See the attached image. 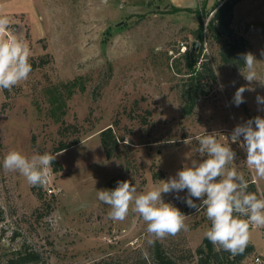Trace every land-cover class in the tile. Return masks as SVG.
Segmentation results:
<instances>
[{"label": "rangeland", "instance_id": "374dc122", "mask_svg": "<svg viewBox=\"0 0 264 264\" xmlns=\"http://www.w3.org/2000/svg\"><path fill=\"white\" fill-rule=\"evenodd\" d=\"M221 1L0 0L11 34L28 44L36 64L27 81L0 90L1 263L26 250L38 256L32 264H154L159 245L176 263L198 264L210 227L204 208L196 212L176 193L162 194L187 215L189 230L156 239L139 214L130 209L124 221H113L110 207L97 198V190L124 180L138 193L147 191L193 160L202 162L207 157L197 151L198 143H185L196 135L215 132L225 144L228 137L236 153L230 167L244 175L249 192L263 196L264 179L254 177L246 152L230 137L238 124L264 118L256 100L264 97V85L244 79V64L235 69L222 61L231 39L217 40L207 27ZM230 27L246 53L254 54L264 81V0L238 2ZM203 61L216 81L203 80L207 94L187 114L181 92ZM241 86L250 90L236 106ZM109 127L119 147L108 159L101 133ZM61 144L67 148L56 151ZM11 150L28 157L59 154L49 179L56 193L6 171L3 159ZM250 232L248 247L257 248L246 256L220 250L227 263L248 264L264 253V227Z\"/></svg>", "mask_w": 264, "mask_h": 264}, {"label": "clouds", "instance_id": "9594fccd", "mask_svg": "<svg viewBox=\"0 0 264 264\" xmlns=\"http://www.w3.org/2000/svg\"><path fill=\"white\" fill-rule=\"evenodd\" d=\"M261 54L264 55V52ZM30 55L28 44L11 34L8 16L0 14V90L11 91L28 80L33 70ZM241 58L244 67L240 69V74L244 79L249 84L258 81L264 85L256 71L254 54L247 52L241 54ZM246 90L250 89L241 86L236 90L233 97L236 106L244 102L243 93ZM256 100L258 105L264 106V97L257 96ZM225 139L228 143H221L215 132L189 137L185 143L191 144L195 140L199 146L197 151L207 158L202 162L193 160L191 165H184L178 170L174 177L160 180L147 191L138 193L137 187L128 180L118 181L114 189L97 190L98 200L110 207L108 218L124 221L131 209L146 223L147 233L156 239L186 232L189 230L185 222L187 215L162 197V194L176 193L175 198L188 208L196 212L201 208L206 210L210 227L203 235L218 251L223 250L233 256L244 253L251 239L250 228L264 227V196L249 192V183L244 175L235 167H230L236 153L230 146L229 138ZM230 141L239 143L244 149L245 163L254 177L264 179V118L256 116L238 124L231 133ZM57 155L45 152L28 157L20 151L11 150L4 156L3 168L18 172L31 186L43 187L49 182ZM184 190H187V195L179 196Z\"/></svg>", "mask_w": 264, "mask_h": 264}, {"label": "trees", "instance_id": "16d2710c", "mask_svg": "<svg viewBox=\"0 0 264 264\" xmlns=\"http://www.w3.org/2000/svg\"><path fill=\"white\" fill-rule=\"evenodd\" d=\"M240 1L241 0H223L218 3L207 26L209 33L217 40H220L223 36L231 39V42L221 52V59L225 64L235 69L240 68L244 64L241 54L246 53L245 42L242 37H237L230 27L233 9ZM30 63L32 64V68L35 69L36 64L31 61ZM205 78H209L211 81H216L215 72L208 61H203L196 77L191 79L186 86L184 85L181 94L184 101L183 110L185 113H192L198 104L199 97L207 94L205 83H203ZM101 140L106 152V157L108 159L112 158L117 153L119 147V140L115 137L112 127L107 128L101 133ZM66 148L67 145L61 144L56 148V151L59 152ZM56 164L58 163L54 161L53 165ZM250 188L252 191H255V185L253 183L250 185ZM204 244L206 246L205 249L202 247L198 249V264H234L233 260L230 263H227V261L220 256V252L217 251L216 247L207 239ZM253 250L254 247L250 245L244 251V256L248 255V253H251ZM33 262H38V256L34 253L23 250L17 251L12 257L8 258L4 263L0 262V264H32ZM153 262L154 264H180L176 263L172 258L166 255L159 245L155 249ZM102 264L113 263L103 262Z\"/></svg>", "mask_w": 264, "mask_h": 264}, {"label": "built area", "instance_id": "2783aa9c", "mask_svg": "<svg viewBox=\"0 0 264 264\" xmlns=\"http://www.w3.org/2000/svg\"><path fill=\"white\" fill-rule=\"evenodd\" d=\"M43 187L47 190L49 195L56 193V191L50 187L49 182ZM258 262L259 264H264V253L254 254L248 264H258Z\"/></svg>", "mask_w": 264, "mask_h": 264}, {"label": "crops", "instance_id": "0c3cea01", "mask_svg": "<svg viewBox=\"0 0 264 264\" xmlns=\"http://www.w3.org/2000/svg\"><path fill=\"white\" fill-rule=\"evenodd\" d=\"M253 246H254V248H257V246H256V245H254V244H253Z\"/></svg>", "mask_w": 264, "mask_h": 264}, {"label": "water", "instance_id": "95a60500", "mask_svg": "<svg viewBox=\"0 0 264 264\" xmlns=\"http://www.w3.org/2000/svg\"><path fill=\"white\" fill-rule=\"evenodd\" d=\"M194 45H198V43H197V42H195V43H194Z\"/></svg>", "mask_w": 264, "mask_h": 264}]
</instances>
